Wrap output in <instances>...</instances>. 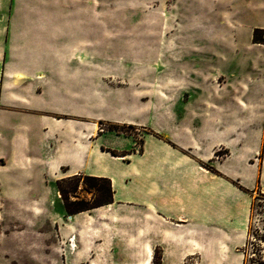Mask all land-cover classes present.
<instances>
[{"label": "rangeland", "instance_id": "obj_1", "mask_svg": "<svg viewBox=\"0 0 264 264\" xmlns=\"http://www.w3.org/2000/svg\"><path fill=\"white\" fill-rule=\"evenodd\" d=\"M3 75L11 93L22 78L33 87L0 100V264L90 262L62 250L74 246L59 233L56 167L76 155L51 154L58 132L84 139V175L117 172L121 198L125 181L141 198L148 186L144 201L191 206L250 254L263 218L249 208L264 194V0H0ZM174 244L152 243L149 264H176Z\"/></svg>", "mask_w": 264, "mask_h": 264}, {"label": "crops", "instance_id": "obj_2", "mask_svg": "<svg viewBox=\"0 0 264 264\" xmlns=\"http://www.w3.org/2000/svg\"><path fill=\"white\" fill-rule=\"evenodd\" d=\"M3 77L5 75L0 78L2 101L18 103L24 98L27 84L33 87L30 81L32 78H22L17 92L11 93L8 85L14 78ZM39 82L42 83L43 80L40 79ZM4 105L13 106L9 102H5ZM55 136L57 142L51 149L52 155L58 156L61 152L69 150L76 155L72 161H59L56 170H59L61 177L82 175L107 178L113 192L112 203L90 211L67 216L63 209V213L57 219L61 223L59 233L61 238H73L74 246L62 248L65 259L70 258L69 253L73 252L74 258L89 259L90 262L86 264H149L152 243L164 241V237H167L168 241L176 243L174 244L176 255L172 253L171 256L176 257V264H243V253L233 251L226 245L234 237L228 236L219 227L216 228L217 234L207 231L205 228L211 225L202 220L197 223L190 218L195 216V208L181 204L144 201L148 186L141 188L140 194L143 196L141 198L133 182L125 184L123 181V185H126L124 191L131 193L130 198H121L116 194L115 188V184L122 180L120 173L92 172L84 175L87 155L84 139L70 145L68 141L62 140L63 132H58ZM23 142L21 139L19 145H24ZM20 150L23 151V148ZM20 150L19 154L23 156ZM27 150L29 154L23 156L26 159L29 157L37 159L36 154L41 151L38 146ZM62 167L66 168L63 172ZM121 188L123 189L122 186ZM135 198L137 200L133 201Z\"/></svg>", "mask_w": 264, "mask_h": 264}, {"label": "trees", "instance_id": "obj_3", "mask_svg": "<svg viewBox=\"0 0 264 264\" xmlns=\"http://www.w3.org/2000/svg\"><path fill=\"white\" fill-rule=\"evenodd\" d=\"M74 180L82 181L87 188V192L94 193L92 202H89V200H86L85 198L78 199L76 197V185L73 187H64V185L69 184ZM56 189L63 205V209L68 216L81 212H87L92 209L110 204L113 201V192L110 181L107 178L82 175L72 176L58 180L56 183ZM256 200L264 201V194H259L257 197H255L254 201H251L249 208L250 211H255L261 217L263 216V218L260 220L262 225L260 228H255V230H253L251 233H248L249 236H252V239L250 240L251 242L246 240L244 247H246V245H250L252 251L250 254H247L244 249L242 250L244 256L243 264H264V252L261 254V252L258 250L261 245H264V205L261 203H255Z\"/></svg>", "mask_w": 264, "mask_h": 264}]
</instances>
